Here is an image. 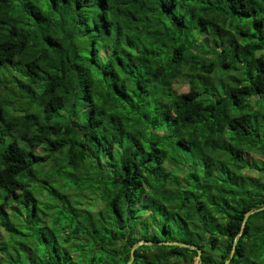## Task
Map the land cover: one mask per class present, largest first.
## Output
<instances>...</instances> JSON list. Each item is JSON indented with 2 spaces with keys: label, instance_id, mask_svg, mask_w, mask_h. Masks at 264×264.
Wrapping results in <instances>:
<instances>
[{
  "label": "trees",
  "instance_id": "obj_1",
  "mask_svg": "<svg viewBox=\"0 0 264 264\" xmlns=\"http://www.w3.org/2000/svg\"><path fill=\"white\" fill-rule=\"evenodd\" d=\"M263 207L264 0H0V264H264Z\"/></svg>",
  "mask_w": 264,
  "mask_h": 264
},
{
  "label": "water",
  "instance_id": "obj_2",
  "mask_svg": "<svg viewBox=\"0 0 264 264\" xmlns=\"http://www.w3.org/2000/svg\"><path fill=\"white\" fill-rule=\"evenodd\" d=\"M264 211V207L261 208V209H258V210H254V211H251V212H248L246 215H245V218H244V224L243 226H245V224L247 223L248 219L256 214V213H259V212H262ZM242 235V233L238 236V238ZM145 242H139L137 244H135L131 250V258H130V261L128 262V264H132L133 260H134V253H135V250L140 247L141 245H144ZM150 245H152V243H149ZM164 245L166 246H179V247H183V248H189V249H193V250H196V248H194L193 246H187V245H183V244H178V243H174V242H167V243H164ZM235 245H236V242L234 243V247H233V251H232V256L235 252ZM198 260L200 261L201 260V252L198 251ZM225 264H230L229 261H227Z\"/></svg>",
  "mask_w": 264,
  "mask_h": 264
},
{
  "label": "rangeland",
  "instance_id": "obj_3",
  "mask_svg": "<svg viewBox=\"0 0 264 264\" xmlns=\"http://www.w3.org/2000/svg\"><path fill=\"white\" fill-rule=\"evenodd\" d=\"M174 91L178 94H183V93H186L188 91V87L185 83L178 82L174 86Z\"/></svg>",
  "mask_w": 264,
  "mask_h": 264
}]
</instances>
